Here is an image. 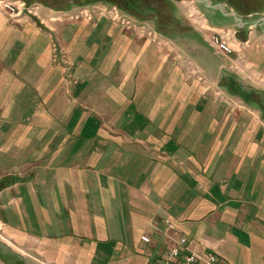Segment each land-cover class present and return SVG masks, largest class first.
Instances as JSON below:
<instances>
[{
    "label": "crops",
    "instance_id": "0c3cea01",
    "mask_svg": "<svg viewBox=\"0 0 264 264\" xmlns=\"http://www.w3.org/2000/svg\"><path fill=\"white\" fill-rule=\"evenodd\" d=\"M249 1L228 0V28L183 1L194 32L233 40L216 49L225 89L146 21L0 0V264H177L180 237L183 253L264 264V14L245 21Z\"/></svg>",
    "mask_w": 264,
    "mask_h": 264
},
{
    "label": "rangeland",
    "instance_id": "374dc122",
    "mask_svg": "<svg viewBox=\"0 0 264 264\" xmlns=\"http://www.w3.org/2000/svg\"><path fill=\"white\" fill-rule=\"evenodd\" d=\"M3 1H16V0H3ZM24 1V8H28L31 11H35L37 13H42L43 10L48 6H68L72 5L74 8L88 6L89 8L95 7L97 11H99L101 7L107 6L108 8L115 6L117 7L119 13L123 15V17L129 18L131 21H133L135 24H138L136 26L143 28L146 30L147 26L144 25L142 22L146 21L149 24V29L153 32H156L157 34L161 35L160 31L166 32L165 34L168 36H179L178 39H172L171 42H173L177 47H181L182 40L185 39L187 41V44L190 45V48L193 47L195 49H199L197 51H192L190 48L184 47L185 53L187 55L188 62V68L192 67L195 68V63L192 61H196L198 63L199 67H196L193 71L194 74L197 75H205V70L207 74L210 76L215 71H219L221 76H225L223 79V82L221 83V86L223 88L229 89L230 86L233 87L231 82L230 73H228L227 70V56L226 54L219 53L216 51L215 45L212 44L213 37H211V40H205L203 39L200 33L194 32L191 24L188 20V17L186 16V11L189 12L188 6H186L185 2L186 0H125V2H128L133 5L138 4L140 8H142L143 11H140L142 14L139 15L140 17H136L133 13H129L127 11H123L119 9L118 5L113 2L114 0L108 1V0H21ZM207 0H196L197 4L201 8V10L206 14V16L211 20V22L217 26L222 27H232L236 24L235 17L233 15L225 14L227 12L231 11V6L228 2V0H210L208 3L211 4L210 6L206 4ZM221 1V2H220ZM236 1V0H235ZM248 1V0H247ZM217 3H225L223 5V10L221 11L219 8L214 7ZM100 6V7H99ZM131 6V5H130ZM39 7V9H38ZM99 7V8H97ZM155 7V15L157 16L156 20H150L147 18V15H153L149 14L150 8ZM235 10V13L238 14L240 10H238L235 6L233 8ZM26 11V9L22 12ZM247 11L253 12V16L249 19H244L245 21H257L258 17L261 14H264V0H250L247 2ZM36 15V14H33ZM196 16L193 15L192 19H194ZM174 21V23H173ZM157 22V23H156ZM144 25V27H143ZM199 25V24H197ZM264 29V25H260ZM208 36L210 37V30ZM227 34V33H226ZM167 36V38H168ZM230 35L225 36L224 38L229 42L232 51L233 44L232 39L229 38ZM177 38V37H176ZM174 45V46H175ZM231 53V52H230ZM248 56V55H247ZM248 59V57H246ZM221 65L224 66V68L221 67ZM204 69V71L202 70ZM255 69V68H254ZM229 76V77H227Z\"/></svg>",
    "mask_w": 264,
    "mask_h": 264
},
{
    "label": "built area",
    "instance_id": "2783aa9c",
    "mask_svg": "<svg viewBox=\"0 0 264 264\" xmlns=\"http://www.w3.org/2000/svg\"><path fill=\"white\" fill-rule=\"evenodd\" d=\"M3 1V0H2ZM25 2L21 0L16 1H3V6L6 8L11 14H16L22 9H26L29 12H33L28 8H24ZM101 12L111 16L113 19L122 22L127 27L132 26V21L127 18L123 17L121 13H119L117 7L112 6L108 8L107 6H103L101 8ZM34 13V12H33ZM239 22V21H238ZM240 23V22H239ZM243 23H241L242 25ZM212 44L215 45L218 51L223 53H230L232 52V48L228 41L219 38L218 36H214L212 40ZM144 240H148L146 236L142 237ZM186 238L180 237L176 244H174L171 249L168 251L166 257V261L172 258H177V264H227L224 261L220 260L219 257L214 253H206V254H197L193 252H186L183 253L180 249V246L185 245Z\"/></svg>",
    "mask_w": 264,
    "mask_h": 264
},
{
    "label": "flooded vegetation",
    "instance_id": "af4514ba",
    "mask_svg": "<svg viewBox=\"0 0 264 264\" xmlns=\"http://www.w3.org/2000/svg\"><path fill=\"white\" fill-rule=\"evenodd\" d=\"M108 1H111V0H108ZM113 2H115L116 5H118L120 10L123 9L124 11H127L129 13H133L136 17H140L139 15L142 14L140 11H143V10L142 8H140V6H138V4L133 5L130 3L131 5L130 6L128 2H125V0H114ZM155 11H156L155 7L150 8L151 13L149 14H153V15H147V18L153 21L156 20L157 16L155 15L156 14Z\"/></svg>",
    "mask_w": 264,
    "mask_h": 264
},
{
    "label": "water",
    "instance_id": "95a60500",
    "mask_svg": "<svg viewBox=\"0 0 264 264\" xmlns=\"http://www.w3.org/2000/svg\"><path fill=\"white\" fill-rule=\"evenodd\" d=\"M205 2L207 3V5H209V6L211 5V4L208 3L209 0H207V1H205ZM214 7L219 8L221 11L223 10L222 4H220V3H217L216 5H214ZM225 14L233 15L234 17H236V15H235L236 13H234V12H232V11L227 12V13H225ZM237 21H239L240 23H242L241 19L238 18V17H237Z\"/></svg>",
    "mask_w": 264,
    "mask_h": 264
}]
</instances>
